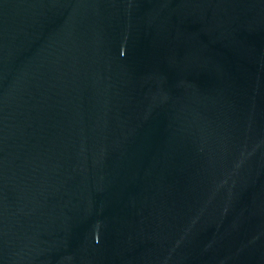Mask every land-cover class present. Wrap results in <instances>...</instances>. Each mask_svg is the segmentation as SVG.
<instances>
[{
  "label": "water",
  "instance_id": "obj_1",
  "mask_svg": "<svg viewBox=\"0 0 264 264\" xmlns=\"http://www.w3.org/2000/svg\"><path fill=\"white\" fill-rule=\"evenodd\" d=\"M0 264H264V0H0Z\"/></svg>",
  "mask_w": 264,
  "mask_h": 264
}]
</instances>
